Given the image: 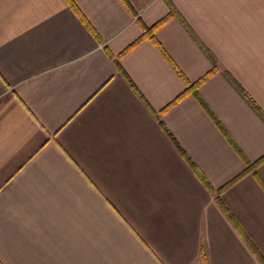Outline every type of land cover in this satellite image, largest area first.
Segmentation results:
<instances>
[{
	"label": "crops",
	"instance_id": "0c3cea01",
	"mask_svg": "<svg viewBox=\"0 0 264 264\" xmlns=\"http://www.w3.org/2000/svg\"><path fill=\"white\" fill-rule=\"evenodd\" d=\"M170 4L156 40L191 83L216 64L199 96L264 156V0H0V264H261L216 201L243 161L193 96L160 114L184 84L150 40L118 58ZM220 199L264 258L253 174Z\"/></svg>",
	"mask_w": 264,
	"mask_h": 264
},
{
	"label": "trees",
	"instance_id": "16d2710c",
	"mask_svg": "<svg viewBox=\"0 0 264 264\" xmlns=\"http://www.w3.org/2000/svg\"><path fill=\"white\" fill-rule=\"evenodd\" d=\"M169 8H170V12L164 18H162L161 20H159L158 22H156L154 25H152L150 27L146 26L140 20H138L139 26H140L141 31H142L141 35L132 44H130L118 56V58L123 57L126 53H128L129 51H131L132 49H134L136 46H138L139 44H141L143 41L150 40L157 47V49L161 52V54L163 55V57L167 60V62L169 63V65L173 68V70L176 72V74L179 76V78L182 80V82L184 84V90H183V92L181 94H179L175 98V100L173 102H171L167 107H165L160 112V114L165 113L167 110H169L170 108H172L175 105H177L179 102H181L186 97L193 96L197 100V102L201 105V107L205 110V112L209 115V117L213 120V122L215 123V125L217 126V128L219 129V131L222 133V135L225 137V139L228 141V143L232 146V148L235 150V152L237 153V155L243 161V163L245 165L244 172L240 176H238L237 178H235L233 181H231L230 183H228L227 185H225L222 188H220L217 191H215L216 194L218 195L217 198H216V201H217L218 205L221 207V209L223 210V212L225 213V215L227 216V218L229 219L230 223L233 225V227L237 230V232L243 238H245L246 242L248 243L249 247L251 248V250L253 251V253L255 254V256L257 257V259L259 260V262L261 264H264V258L261 255V253L259 252V250L255 247V245L253 244V242L247 237V235L245 234V232L241 228V226L238 223V221L234 218V216L231 214V212L229 211V209L225 206V204L220 199L221 193L227 187H229L232 183H234L239 178H241L242 176H244V175H246L248 173H252L253 176L255 177V179L258 181V183L264 189V182L262 181V179L260 178V176L257 173V168L259 167V165H261L264 162V156L262 158H260L259 160L253 162V163L249 162L246 159V157L244 156V154L242 153V151L239 149V147L229 137V135L227 134V132L225 131V129L220 125V123L214 117V115L212 114V112L210 111V109L207 107V105L204 103V101L199 96V93H198L199 87L204 82H206L211 76H213L217 72V66H216V64L213 62L214 63L213 64V67L211 68V70L209 72H207L203 77H201L200 79H198L196 82L191 83V82L187 81L183 77V75L181 74V72L179 71V69L172 62V60L169 58V56L166 54V52L164 51V49L161 47V45L156 40V37H155L156 32L165 23H167L172 17L175 16V10H174V8L172 7L171 4L169 5ZM95 36L97 37L96 34H95ZM107 53L112 57V55L110 54V52L107 51ZM115 61H116L115 62L116 67L118 68V70H121V66H120L118 60H115ZM135 91L137 92V94L139 95V97L145 103V100L141 97V95L138 93V91L136 89H135ZM243 97L248 102V104L251 106V108L257 113V115H259V117H261L263 119V121H264V114L253 104V102L246 95L243 94ZM146 106H147V108L149 109V111L151 112V114L153 116H155V117L158 116L156 114V112L151 109V107H149L147 104H146ZM159 124L161 125L162 129L169 135V137L171 138V140H173V137L167 131V129L164 127L163 123L161 121H159ZM175 144H176V147H177L179 153L184 158V160L186 161V163L190 166V168L192 169V171L197 175V177L203 183V185L207 188V190L209 192H212L213 193L214 192L213 188L209 185V183L207 182V180L205 179V177L202 175V173L199 171V169H197V167L195 166V164L190 160V158L185 154V152L178 146V144L176 142H175ZM201 255H202L203 259H204V253L202 251H201Z\"/></svg>",
	"mask_w": 264,
	"mask_h": 264
}]
</instances>
